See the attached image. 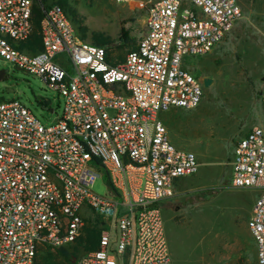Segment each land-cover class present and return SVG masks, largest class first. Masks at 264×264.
Instances as JSON below:
<instances>
[{
  "label": "built area",
  "instance_id": "built-area-1",
  "mask_svg": "<svg viewBox=\"0 0 264 264\" xmlns=\"http://www.w3.org/2000/svg\"><path fill=\"white\" fill-rule=\"evenodd\" d=\"M34 2L0 0V58L39 77L64 109L45 126L21 101L0 99V264H38L43 248L75 243L86 207L104 222L100 246L75 264H172L161 204L201 164L159 115L201 104L204 82L184 57L225 40L243 17L239 1L116 0L144 12L137 45L116 63L58 4L44 10L42 51L19 49L36 30ZM104 176L111 195L93 191ZM231 182L258 193L248 227L264 264V126L236 141Z\"/></svg>",
  "mask_w": 264,
  "mask_h": 264
},
{
  "label": "rangeland",
  "instance_id": "rangeland-1",
  "mask_svg": "<svg viewBox=\"0 0 264 264\" xmlns=\"http://www.w3.org/2000/svg\"><path fill=\"white\" fill-rule=\"evenodd\" d=\"M59 2L75 29L91 43H104L112 62H123L137 45L144 12L116 0H45ZM243 17L225 40L206 56L184 57V68L212 84L204 87L201 104L191 110L161 113L172 143L194 152L201 164L196 175L178 179L173 196L161 204L172 264H257L248 230L250 207L258 193L236 189L231 182L234 145L254 125L264 126V102L259 94L264 76V0H238ZM128 43L121 41V28ZM39 35V28L35 30ZM65 67L71 68L70 65ZM0 99L19 100L41 119L54 124L64 102L39 77L26 74L0 58ZM50 100L49 109L40 101ZM52 110V111H51ZM93 191L111 195L106 176ZM83 234L71 245L43 248L39 264H75L85 253L87 227L101 229L91 208L83 211ZM65 253V254H64Z\"/></svg>",
  "mask_w": 264,
  "mask_h": 264
},
{
  "label": "trees",
  "instance_id": "trees-1",
  "mask_svg": "<svg viewBox=\"0 0 264 264\" xmlns=\"http://www.w3.org/2000/svg\"><path fill=\"white\" fill-rule=\"evenodd\" d=\"M56 4L60 5L67 12L65 3L59 2V3H56ZM50 6L51 5H47L46 4L45 0H35L34 6H33V19H34V22H35V28H39L40 29V23H41V20L44 17V10L48 9ZM82 38H83V36H82ZM130 40L131 39L129 38L128 31H126V29L124 27H122L121 28V41L123 43H128ZM93 44H96L98 46L104 47V43H93ZM19 49L28 50V51L33 52V53H37L39 51H42V40H41V37L39 35H36V33H34L31 36V38L25 44L20 45ZM40 104L44 108L49 109L50 106H51V101L50 100H42V101H40ZM101 223L104 225V222L102 220H101ZM102 229H103V227L101 229L90 228V226L87 227L88 237H87V241H86V248H88V249H90L92 251L99 249L100 237H101ZM38 264H39V261H38Z\"/></svg>",
  "mask_w": 264,
  "mask_h": 264
},
{
  "label": "crops",
  "instance_id": "crops-1",
  "mask_svg": "<svg viewBox=\"0 0 264 264\" xmlns=\"http://www.w3.org/2000/svg\"><path fill=\"white\" fill-rule=\"evenodd\" d=\"M135 48V47H134ZM133 48V49H134ZM253 127V126H252ZM251 127V128H252ZM250 128V129H251ZM249 129V130H250ZM248 130V131H249ZM255 202V201H254ZM253 205H254V203L251 205V207H250V214H249V219H250V216H251V212H252V208H253ZM84 210H85V208H84ZM83 210V211H84ZM249 221V220H248ZM248 230H249V227H248ZM249 233H250V230H249ZM250 236H251V239H252V243L250 244V247H251V249H252V251L254 252V255L256 256V262H257V248H256V244H255V242H254V239H253V237H252V235H251V233H250ZM258 264V263H257Z\"/></svg>",
  "mask_w": 264,
  "mask_h": 264
},
{
  "label": "water",
  "instance_id": "water-1",
  "mask_svg": "<svg viewBox=\"0 0 264 264\" xmlns=\"http://www.w3.org/2000/svg\"><path fill=\"white\" fill-rule=\"evenodd\" d=\"M4 75H5V71H3V70L0 71V80L3 79ZM261 80L264 83V76L262 77ZM211 84H212V80L211 79H209V78H205L204 79V87H209Z\"/></svg>",
  "mask_w": 264,
  "mask_h": 264
}]
</instances>
